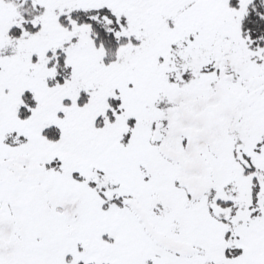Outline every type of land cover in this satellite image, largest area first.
<instances>
[{
  "label": "snow or ice",
  "instance_id": "1",
  "mask_svg": "<svg viewBox=\"0 0 264 264\" xmlns=\"http://www.w3.org/2000/svg\"><path fill=\"white\" fill-rule=\"evenodd\" d=\"M0 264H264V0H0Z\"/></svg>",
  "mask_w": 264,
  "mask_h": 264
}]
</instances>
